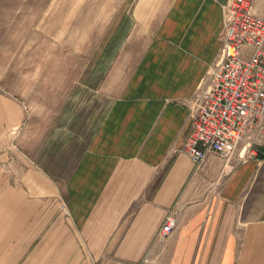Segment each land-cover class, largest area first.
<instances>
[{"label":"crops","instance_id":"obj_1","mask_svg":"<svg viewBox=\"0 0 264 264\" xmlns=\"http://www.w3.org/2000/svg\"><path fill=\"white\" fill-rule=\"evenodd\" d=\"M228 1L135 0L112 104L66 179L6 143L25 113L0 89V264H264V147L200 165L182 151ZM251 9L264 17V0Z\"/></svg>","mask_w":264,"mask_h":264},{"label":"rangeland","instance_id":"obj_2","mask_svg":"<svg viewBox=\"0 0 264 264\" xmlns=\"http://www.w3.org/2000/svg\"><path fill=\"white\" fill-rule=\"evenodd\" d=\"M134 3L0 0V89L25 113L4 139L52 177L71 174L112 104L104 81Z\"/></svg>","mask_w":264,"mask_h":264},{"label":"built area","instance_id":"obj_3","mask_svg":"<svg viewBox=\"0 0 264 264\" xmlns=\"http://www.w3.org/2000/svg\"><path fill=\"white\" fill-rule=\"evenodd\" d=\"M253 1L222 5L223 51L192 100L182 148L196 165L209 154L229 161L245 141L250 151L264 147V17L252 12ZM178 223L175 213L168 214L160 238Z\"/></svg>","mask_w":264,"mask_h":264},{"label":"trees","instance_id":"obj_4","mask_svg":"<svg viewBox=\"0 0 264 264\" xmlns=\"http://www.w3.org/2000/svg\"><path fill=\"white\" fill-rule=\"evenodd\" d=\"M262 151H264V150H262Z\"/></svg>","mask_w":264,"mask_h":264}]
</instances>
